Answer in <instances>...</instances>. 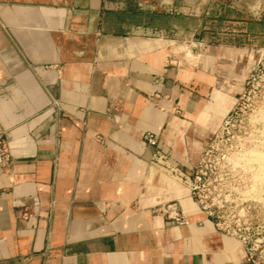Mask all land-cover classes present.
Returning a JSON list of instances; mask_svg holds the SVG:
<instances>
[{
	"label": "crops",
	"instance_id": "0c3cea01",
	"mask_svg": "<svg viewBox=\"0 0 264 264\" xmlns=\"http://www.w3.org/2000/svg\"><path fill=\"white\" fill-rule=\"evenodd\" d=\"M224 1L0 0V264H249L192 191L234 99L178 38Z\"/></svg>",
	"mask_w": 264,
	"mask_h": 264
},
{
	"label": "rangeland",
	"instance_id": "374dc122",
	"mask_svg": "<svg viewBox=\"0 0 264 264\" xmlns=\"http://www.w3.org/2000/svg\"><path fill=\"white\" fill-rule=\"evenodd\" d=\"M242 5L204 6L198 34L191 36V23L184 20L188 29L178 40L192 65L200 59L194 52L205 57L203 46L246 52L240 63L204 62L210 71L220 69L234 102L201 155L192 191L218 230L240 240L247 263L264 264V0H242Z\"/></svg>",
	"mask_w": 264,
	"mask_h": 264
},
{
	"label": "built area",
	"instance_id": "2783aa9c",
	"mask_svg": "<svg viewBox=\"0 0 264 264\" xmlns=\"http://www.w3.org/2000/svg\"><path fill=\"white\" fill-rule=\"evenodd\" d=\"M145 140L150 145H156L158 142V137L155 133L148 132L145 134ZM0 156H2L3 162H5V158L8 156V148L6 142L3 139L0 140ZM196 177L198 176H195V181ZM192 190H195V186L192 187ZM203 208L205 207L203 206ZM155 211L159 214L164 215L169 222L176 224H183L187 222V218L184 211L179 207L178 203L176 202H168L159 205L155 208ZM25 215H27V213H25Z\"/></svg>",
	"mask_w": 264,
	"mask_h": 264
},
{
	"label": "bare ground",
	"instance_id": "6f19581e",
	"mask_svg": "<svg viewBox=\"0 0 264 264\" xmlns=\"http://www.w3.org/2000/svg\"><path fill=\"white\" fill-rule=\"evenodd\" d=\"M205 54H206L205 55L206 59H216V58L219 59V61L222 64V66L225 65L226 63L231 64V61H234V62L237 61V62L240 63L246 57V52L245 51H241V50H231V49H229L226 52H219L217 50H211V48H210V49H206L205 50ZM244 76H245V74H244ZM235 77H238V76H235ZM242 79H244V77ZM241 81H243V80H241ZM215 98L217 100V103L218 102H223L224 100L225 101L227 100V96L224 95V94H222V93H220V92H218V90L215 93ZM218 106H219V104H216V107L217 108H219ZM215 112H217V111H215Z\"/></svg>",
	"mask_w": 264,
	"mask_h": 264
}]
</instances>
